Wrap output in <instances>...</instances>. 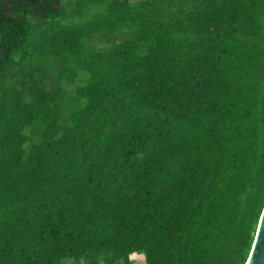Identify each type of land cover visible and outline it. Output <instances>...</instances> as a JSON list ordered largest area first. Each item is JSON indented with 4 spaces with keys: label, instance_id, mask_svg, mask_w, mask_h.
Returning a JSON list of instances; mask_svg holds the SVG:
<instances>
[{
    "label": "trees",
    "instance_id": "16d2710c",
    "mask_svg": "<svg viewBox=\"0 0 264 264\" xmlns=\"http://www.w3.org/2000/svg\"><path fill=\"white\" fill-rule=\"evenodd\" d=\"M264 209V0H0V264H246Z\"/></svg>",
    "mask_w": 264,
    "mask_h": 264
},
{
    "label": "water",
    "instance_id": "95a60500",
    "mask_svg": "<svg viewBox=\"0 0 264 264\" xmlns=\"http://www.w3.org/2000/svg\"><path fill=\"white\" fill-rule=\"evenodd\" d=\"M262 229H264V209L259 220L254 243L246 264H264V235L261 234Z\"/></svg>",
    "mask_w": 264,
    "mask_h": 264
},
{
    "label": "rangeland",
    "instance_id": "374dc122",
    "mask_svg": "<svg viewBox=\"0 0 264 264\" xmlns=\"http://www.w3.org/2000/svg\"><path fill=\"white\" fill-rule=\"evenodd\" d=\"M130 259L133 261L132 264H145V258L143 254L134 253L130 256ZM67 264H76V263H67Z\"/></svg>",
    "mask_w": 264,
    "mask_h": 264
},
{
    "label": "snow or ice",
    "instance_id": "6c2138e0",
    "mask_svg": "<svg viewBox=\"0 0 264 264\" xmlns=\"http://www.w3.org/2000/svg\"><path fill=\"white\" fill-rule=\"evenodd\" d=\"M261 234L264 235V229H262V233Z\"/></svg>",
    "mask_w": 264,
    "mask_h": 264
}]
</instances>
